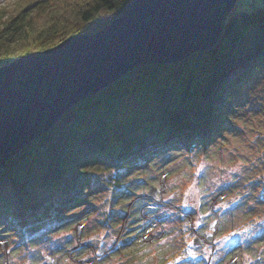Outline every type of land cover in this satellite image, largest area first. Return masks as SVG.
I'll return each mask as SVG.
<instances>
[{
  "label": "trees",
  "instance_id": "16d2710c",
  "mask_svg": "<svg viewBox=\"0 0 264 264\" xmlns=\"http://www.w3.org/2000/svg\"><path fill=\"white\" fill-rule=\"evenodd\" d=\"M130 1L16 0L10 9H0V65L73 35L96 32ZM260 74H264V1L251 11L232 10L212 49L129 71L78 102L51 130L10 158L0 167V223L22 238H39L88 201L85 186L93 174L104 171H114L108 181L106 214V221H112L121 196L133 193L124 174L172 149L191 155L207 149L231 126L227 111L235 92ZM121 203L127 210L128 201ZM178 206L197 216L202 209V205ZM171 213L184 252L188 223ZM195 229L201 231V226ZM130 238L121 237V245ZM216 244L220 251L227 246L219 237ZM240 252L244 257L245 251ZM259 259L264 264V257Z\"/></svg>",
  "mask_w": 264,
  "mask_h": 264
},
{
  "label": "rangeland",
  "instance_id": "374dc122",
  "mask_svg": "<svg viewBox=\"0 0 264 264\" xmlns=\"http://www.w3.org/2000/svg\"><path fill=\"white\" fill-rule=\"evenodd\" d=\"M263 1L237 0L233 12L251 11ZM15 2L0 0V9H10ZM231 99L227 111L231 126L207 149L192 155L172 149L124 174L133 193L121 196L112 221H106V214L108 181L113 180L114 171H104L93 174L85 186L88 201L41 237L22 238L0 223V264H262L264 74L249 79ZM150 185L159 189L155 198L148 194ZM218 193L221 200L212 208ZM123 200L128 201L127 210L121 208ZM181 203L202 205V209L197 216L178 206ZM179 210H185L188 223L184 252L183 237L171 213ZM198 225L201 231L195 229ZM171 227L174 230L168 233ZM196 235L205 239L203 243L194 241ZM128 236L132 238L121 245V237ZM218 237L227 245L224 251L218 250Z\"/></svg>",
  "mask_w": 264,
  "mask_h": 264
},
{
  "label": "water",
  "instance_id": "95a60500",
  "mask_svg": "<svg viewBox=\"0 0 264 264\" xmlns=\"http://www.w3.org/2000/svg\"><path fill=\"white\" fill-rule=\"evenodd\" d=\"M236 2L131 0L104 28L1 65L0 167L51 130L78 102L129 71L181 61L215 47ZM157 191L150 186V194ZM194 240L201 241L199 236Z\"/></svg>",
  "mask_w": 264,
  "mask_h": 264
},
{
  "label": "built area",
  "instance_id": "2783aa9c",
  "mask_svg": "<svg viewBox=\"0 0 264 264\" xmlns=\"http://www.w3.org/2000/svg\"><path fill=\"white\" fill-rule=\"evenodd\" d=\"M220 199H221V195H217L214 199H213V204H215V203H217V202H219L220 201ZM146 236H148V235H150V236H152L150 233H148V232H146V233H144ZM144 237V236H143ZM153 237V236H152ZM145 239V238H144ZM85 261V260H84Z\"/></svg>",
  "mask_w": 264,
  "mask_h": 264
},
{
  "label": "snow or ice",
  "instance_id": "6c2138e0",
  "mask_svg": "<svg viewBox=\"0 0 264 264\" xmlns=\"http://www.w3.org/2000/svg\"><path fill=\"white\" fill-rule=\"evenodd\" d=\"M181 259H186V257H182Z\"/></svg>",
  "mask_w": 264,
  "mask_h": 264
}]
</instances>
